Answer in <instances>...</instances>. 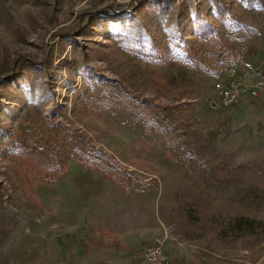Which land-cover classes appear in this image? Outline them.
Returning <instances> with one entry per match:
<instances>
[{"label":"rangeland","instance_id":"374dc122","mask_svg":"<svg viewBox=\"0 0 264 264\" xmlns=\"http://www.w3.org/2000/svg\"><path fill=\"white\" fill-rule=\"evenodd\" d=\"M232 78L264 93V0H0V264L165 233L264 262V94L217 104Z\"/></svg>","mask_w":264,"mask_h":264},{"label":"crops","instance_id":"0c3cea01","mask_svg":"<svg viewBox=\"0 0 264 264\" xmlns=\"http://www.w3.org/2000/svg\"><path fill=\"white\" fill-rule=\"evenodd\" d=\"M144 238L146 239L148 236H144ZM138 241V238L126 239L123 236L88 238L79 243L76 253L66 264H148L142 257ZM168 248L170 249L168 254L170 264H211L200 254L185 253L171 247ZM252 264H264V262Z\"/></svg>","mask_w":264,"mask_h":264},{"label":"built area","instance_id":"2783aa9c","mask_svg":"<svg viewBox=\"0 0 264 264\" xmlns=\"http://www.w3.org/2000/svg\"><path fill=\"white\" fill-rule=\"evenodd\" d=\"M213 91L218 98L217 104L236 105L247 99L261 98L264 93L258 84H249L239 78L227 81L218 80L213 84ZM167 233L154 236L143 248L142 257L148 264H170L169 255L165 249Z\"/></svg>","mask_w":264,"mask_h":264}]
</instances>
